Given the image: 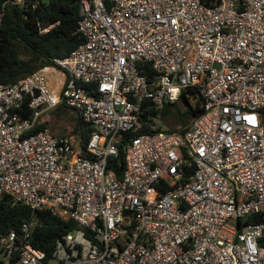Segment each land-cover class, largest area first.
<instances>
[{
	"label": "built area",
	"instance_id": "1",
	"mask_svg": "<svg viewBox=\"0 0 264 264\" xmlns=\"http://www.w3.org/2000/svg\"><path fill=\"white\" fill-rule=\"evenodd\" d=\"M79 5L83 43L0 85V197L79 228L48 260L24 221L0 232V261L264 264V0ZM4 13L5 5L0 28ZM185 93L202 110L186 133L119 145L123 134L159 130L160 118L147 114ZM61 106L92 129L87 156L76 135L39 129ZM121 154L119 178L111 166Z\"/></svg>",
	"mask_w": 264,
	"mask_h": 264
},
{
	"label": "trees",
	"instance_id": "2",
	"mask_svg": "<svg viewBox=\"0 0 264 264\" xmlns=\"http://www.w3.org/2000/svg\"><path fill=\"white\" fill-rule=\"evenodd\" d=\"M9 1L0 0V10L5 5L0 28V85L14 83L46 66L53 65V59L69 56L83 43V39L77 34L80 0H47L35 8L10 4ZM51 26L47 33H41L42 30ZM181 99L188 105L185 111L178 110L176 102L165 105L159 112L150 111L147 114V116H158L162 122L174 116L182 125L180 130L161 127L155 131L142 127L135 132L123 134L118 140L119 145L122 146L134 136L161 131L186 133L193 121L201 114V101L196 99L195 102H190L186 93ZM62 108V106L59 107V110L62 111ZM22 114L26 119L30 117L31 112L25 110ZM46 127H48L47 124L40 126L39 129ZM72 134L78 137L80 148L84 156H87V145L92 129L77 116V123ZM119 160L120 166L116 160L112 162L111 167L120 178L125 170L122 154ZM24 221L33 223L31 244L46 253L48 260L51 259L57 241L79 228L73 221H65L49 212H33L27 206L15 205L8 196L0 197V232L7 233L13 229L19 231ZM0 264L4 262L0 261Z\"/></svg>",
	"mask_w": 264,
	"mask_h": 264
},
{
	"label": "rangeland",
	"instance_id": "3",
	"mask_svg": "<svg viewBox=\"0 0 264 264\" xmlns=\"http://www.w3.org/2000/svg\"><path fill=\"white\" fill-rule=\"evenodd\" d=\"M178 110L185 111L188 108L187 103L184 100H179L177 102ZM71 110V111H70ZM74 110L64 107L62 111L59 110V107L49 112V117L52 119L49 124L50 128L54 136L61 137L64 135L72 134L74 127L77 123V115L73 112ZM176 112V108L174 109V113ZM160 125L164 129L173 128L175 130H180L182 125L179 124L174 116H171L166 121H160ZM54 264V263H53Z\"/></svg>",
	"mask_w": 264,
	"mask_h": 264
},
{
	"label": "crops",
	"instance_id": "4",
	"mask_svg": "<svg viewBox=\"0 0 264 264\" xmlns=\"http://www.w3.org/2000/svg\"><path fill=\"white\" fill-rule=\"evenodd\" d=\"M51 76V75H50ZM50 82H51V84H54V85H56L55 83H53V81H52V79H51V77H50ZM69 110V109H68ZM71 111V110H70ZM76 115H77V113L75 112V111H73ZM78 116V115H77ZM51 121H52V119L50 118V120L48 121V127H49V129L52 131V129L50 128V126H49V124L51 123ZM53 133V132H52Z\"/></svg>",
	"mask_w": 264,
	"mask_h": 264
}]
</instances>
